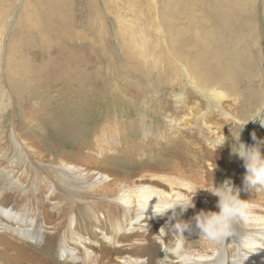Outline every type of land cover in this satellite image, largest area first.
I'll return each mask as SVG.
<instances>
[{
    "label": "bare ground",
    "instance_id": "bare-ground-1",
    "mask_svg": "<svg viewBox=\"0 0 264 264\" xmlns=\"http://www.w3.org/2000/svg\"><path fill=\"white\" fill-rule=\"evenodd\" d=\"M33 1L34 9H37V6H55L56 9H52V12H55V16L59 20L65 15V7L70 9L72 6L71 0ZM168 1L171 2V0ZM192 1L178 0L176 5L181 6H178L177 13L174 12L177 18L173 20L166 15L168 11H172V7L166 8L160 21L165 27H163L164 39L161 40V44L157 41L155 47L157 50L159 48L160 53L163 50V59L166 56L169 58V62H171L170 59L176 60L178 65L173 67L180 84H187V80L196 81L197 91L209 93L222 82L228 83L232 81V78H235L237 82L241 80L238 69L245 56L244 53L248 50V41L246 40L248 36L245 33L243 35L241 29L244 26L247 27L249 33L253 32L251 24L253 22H244L245 18H236L237 20L228 18L224 10L226 11L227 8L232 11L236 8L220 3L215 6L213 18L211 16L209 20L205 15L206 20H201L195 16L196 8ZM84 3L90 4L92 16L96 13L94 18L97 21L98 37H100L104 33L102 11H111L109 2L108 0H85ZM208 4V2L203 4L206 11ZM52 12L48 10L47 14ZM1 16L0 10V22ZM182 18L186 19L184 27L179 25ZM64 19L66 18L64 17ZM64 25H55L54 31L61 37L68 31V29L64 30ZM250 34V37H253V33ZM12 37H15L13 42L17 44V39L20 37ZM21 39L27 43L28 35L19 40ZM256 43L258 44L257 41ZM251 49L254 50L255 46L252 45ZM124 56L130 62L137 60L135 53L125 52ZM47 67L42 66L41 71L37 70L35 76L42 78L43 75L45 77ZM152 68L155 69V65H149L148 72L145 73L146 80L150 84L161 85L170 81L169 78L166 77L167 80L164 78L166 69H156V74L153 75L154 69L152 70ZM44 82L46 84L39 83L40 88L47 85L48 81L44 80ZM33 83L34 81L29 80H21L18 84L14 83L16 88L12 92L15 97L11 103L14 105L13 108L18 109L19 107L20 111H18V115L7 113V116L2 117L0 142L3 136L6 140L8 139L4 128L9 127L6 125L13 120V116L17 119L24 117L23 120L27 123L31 120L34 121V118L35 120L42 119L44 114L46 116L44 112L36 113L33 110H30L31 114H27L26 109L20 108V105L22 107L30 105V101H33L34 108H43L41 100L34 96L37 95L38 88L33 89ZM252 95H256L254 98L257 99V96H262V93L253 92L251 94L249 92L245 95L246 102ZM16 108L14 111L17 114ZM28 109L32 108L28 106ZM63 114L66 120L64 123L71 124L74 116L71 114L72 116L67 118L66 111ZM175 116L176 114L166 116L167 123L170 124L168 131L160 133L158 138L166 146H170L174 139L181 137L189 139L190 142H186L185 158L182 162L179 161L180 163L176 162V164L171 161L164 164L166 173L162 170L163 167L159 165L160 163L158 164L156 161L157 159L155 160L159 151L153 148V141L150 140L152 133L150 129L147 130L148 128L142 130L144 135L141 143L135 146L131 144L133 146L131 151L134 150L132 153L134 156H138L143 164L141 167L145 166L150 169L141 176L121 174L108 167L121 162L120 154L116 150L112 153L109 151L107 157L100 156V160H87L85 163L56 158L54 153L61 145L66 144L63 138H66L67 141L79 140L76 134L77 130L83 132L80 129L81 126L73 128L68 125L65 128L51 120L53 129H50L48 125V129L45 128L43 131L46 138L43 137L45 147L34 153L26 154L21 147L13 143L14 146L10 154L14 153L12 156L15 158L10 156L13 161L7 163V168L0 167V183L8 186V190L17 194L16 197L12 196L13 198L9 199L6 197L8 192L6 194L0 192V264H264V186L259 188L256 193H251V191L248 193L246 190L247 193H245L244 183L242 184L244 171L239 175L237 185L234 187L241 188L240 198L248 202V220L235 221L232 235L219 245H211L208 241L201 239L193 218L201 211H219L218 197L210 195L208 190L209 188L214 189L221 183L215 177V171H210L212 170L209 168L210 162L201 158L207 154L205 147L193 143L195 141L193 135L182 134L180 131L181 121ZM49 119L45 120L49 121ZM108 131L102 129L97 134V138H104L102 141L100 140L103 145L99 146L103 150L108 146V142L105 141ZM48 132H52L51 134L57 138L48 137ZM113 135L115 136L110 137L109 150H112L113 147H120V142H122V133L115 131ZM13 136H15L14 133L11 137ZM78 146L81 148V142ZM158 148L165 150L163 153L168 154L169 152L165 146ZM0 151H3L1 144ZM100 152L103 153L102 150ZM129 153L132 155L131 152ZM5 155L3 156L1 153L0 157L3 158V161H8V155L6 157ZM139 165L136 164L134 167H139ZM23 166L27 168L30 166L32 170L37 169L39 172L40 169H44L46 173L50 171L47 166H51V174L59 179V188L62 189L56 190L52 186L40 189L38 186L40 190L36 194L35 189L30 188L31 180L23 176L24 173L21 170ZM194 188L199 190L194 192L192 191ZM26 194H31L34 197L33 204L29 203V197L25 196ZM189 196H194V207L184 210L182 205ZM197 203L200 207L196 206ZM168 204L174 206L166 212L158 213L156 211L157 207L163 209ZM184 222H189L187 230L177 231L175 225ZM74 225L77 227L76 229H73ZM63 229H66L67 232ZM4 251L10 253V256L2 259ZM245 257H247L246 260Z\"/></svg>",
    "mask_w": 264,
    "mask_h": 264
},
{
    "label": "rangeland",
    "instance_id": "rangeland-1",
    "mask_svg": "<svg viewBox=\"0 0 264 264\" xmlns=\"http://www.w3.org/2000/svg\"><path fill=\"white\" fill-rule=\"evenodd\" d=\"M175 1L108 0L111 11L106 12L102 9L104 33L98 37L97 21L94 18L96 13L92 12L94 14L91 15L92 8H90V4L84 3L85 0H71V8L65 7V15L60 20L55 16V12H52V9H56L55 6V8L53 6H37V9H34L33 0H0L2 13L0 22V121L4 115L7 116V113L18 115L20 109L19 107L18 109L13 108L14 105L11 101L15 97L12 90L14 91L15 84L21 80L34 81L33 89L38 88L37 95L34 96L41 100L43 108H34L33 101H30V105H23V107L20 105V108L26 109L27 114H31L29 112L33 110L36 113L44 112L47 116L44 114L42 119L35 120L34 118V121L31 120V122L25 117L29 123L23 120L24 117L17 119L13 116L14 121L10 120L11 122L6 125L9 127L4 128V133L9 140L3 136L0 142L3 150L0 152L3 153V156L4 154L8 155V161H3V158L0 157V167L7 168V163L13 161L12 157L15 158L12 156L14 153L10 154L14 146L13 143L21 147L26 154L34 153L45 147L43 137L46 138L43 131L48 127L53 129L52 122L55 121L57 125L65 128L68 125L73 128L81 126L80 129L83 131L77 130L76 135L79 140L67 141L66 138H63L66 144L61 145L54 153L60 160L69 159L71 162L85 163L87 160H100V156L107 157L109 151L112 153L116 150L120 154L121 162L108 167L121 174L141 176L150 169L145 166L141 167L143 164H141L140 158L132 153L134 150L131 151V147H133L131 144L135 146L141 143L144 135L142 130L148 128L147 130L150 129L152 133L150 140L153 141V148L159 151L155 160L157 159L156 161L158 164L160 163L159 165L163 167L164 171V164L171 161L180 163L184 160V148L187 145L186 142H190L189 139L181 137L174 139L170 146H166L158 138L160 133L168 131L170 124L167 123L166 116L176 114L175 118H179L181 121L180 131L182 134L193 135L195 140L193 143H198L199 146L205 147L207 150L206 157L203 155L201 158L210 162L209 168L212 169L210 171H215V177L219 182L223 184L226 180H230L235 186L239 175L244 171L243 184L246 168L243 159L234 153L239 150L236 145L237 140L247 147L256 146L257 141H260V151L264 155V125L260 123V120L264 119V0L192 1L196 8L195 16L201 20H206L205 15L209 20L211 16L213 18L215 6L220 3L236 8L232 11L227 8L226 11L224 10L228 18H245L244 22H253L251 24L254 31L250 32L253 33V37H250L251 34L247 31V27L242 25L244 29H241L243 35L245 33L248 36L246 38L248 50L244 53L245 56L238 69L241 80L237 82L235 78H232V81L228 83L222 82L223 85L221 83L209 93L197 91L196 81L187 80V84H180L174 69L177 64L176 60L170 59L171 62H169V58L166 56L163 59V50L160 53L159 48L157 50L155 47L158 42L161 44V40L164 39L165 27L160 21L166 8L172 7V11L166 13L168 17L172 20L177 18L174 12L177 13L178 6L181 5H176L178 0ZM205 2L209 3L208 6L206 5L207 11L203 7ZM210 5L212 6L209 8ZM48 10L52 13L47 14ZM182 19L179 25L184 27L186 19ZM56 24H65L64 30L68 29L63 37L55 33ZM118 27L119 29H117ZM27 35L28 44L24 39L19 40ZM12 36L20 37L17 39V44L13 42L15 37ZM252 45L255 46V51L251 49ZM125 52L135 53L136 63L126 59ZM44 65L48 66L47 75L38 78L35 74L37 70L41 71L40 68ZM149 65H155V69L152 68V70L154 69L153 75L157 70L166 69L168 73L165 71L167 74L165 73L164 78L165 80L169 78L170 81L161 85L150 84L145 77ZM44 80L48 81L47 85L40 88L39 83H45ZM249 92L251 94L261 92L262 96H257L255 99L256 95H252L246 102L245 95ZM28 106L32 109L27 110ZM15 108L17 114L14 111ZM59 110H62L63 113L66 111L67 118L74 116L71 124L64 123L65 116ZM45 119H49V121ZM51 120L53 121L51 122ZM102 129L109 130L105 137L108 146L104 150L99 147L100 144L103 145L101 141L104 138H97V134ZM189 130L190 132H188ZM115 131L122 133V142H120V147H113L112 150H109L110 137L115 136L113 135ZM13 133L15 136L11 137ZM48 133V137L57 138L51 134L52 132ZM253 133L256 135V140H253ZM77 141L81 142V148L77 147L79 144ZM221 144L223 145L220 147ZM162 146L169 149L168 154L163 153L165 150L158 148ZM97 147L103 151L102 154ZM135 160L139 162L137 163ZM136 164H140L139 167L135 168ZM51 168V166H47L50 174L40 168V172L37 169L32 170L30 166L28 168L23 166L21 170L24 173L23 176L31 180L30 188L35 189L38 194V191L46 186H52L56 190L62 189L59 188V179L51 174ZM166 171L164 172L166 173ZM243 185L245 193H250V191L256 193L259 188L263 187L256 185L246 188L245 183ZM0 188L1 193L8 192L7 196H4L9 199L12 196H17L16 193L7 189L8 186L0 183ZM239 189L241 188L239 187ZM210 195L213 194L210 192ZM25 196L29 197V203L33 204L34 197L31 194ZM29 203L26 204L30 205ZM196 206L200 207L198 203ZM76 228L74 225L73 229ZM63 230L67 232L66 229ZM5 252L2 259L10 256V253Z\"/></svg>",
    "mask_w": 264,
    "mask_h": 264
},
{
    "label": "clouds",
    "instance_id": "clouds-1",
    "mask_svg": "<svg viewBox=\"0 0 264 264\" xmlns=\"http://www.w3.org/2000/svg\"><path fill=\"white\" fill-rule=\"evenodd\" d=\"M260 123L264 125V119H261ZM256 139V135L253 133V140ZM260 143V141H257L256 146L247 147L237 140L236 145H238L239 150L234 153L244 161L246 168L244 183L246 188L256 185L264 186V155L261 154ZM223 144H221L220 147ZM197 190L199 189H192L194 192H197ZM208 191L218 197L217 207L219 211H201L193 220L195 221V227L201 239L208 241L211 245H219L232 235V227L235 221L248 220L249 205L247 201L240 198L241 189L234 187L230 180H226L220 186H215L214 189ZM193 197L194 196H189L186 198V202L182 205L184 210H187L189 207H194ZM173 206L174 205L168 204L165 205L163 209L157 207L156 211L158 213L166 212ZM188 226L189 222L177 223L175 225L177 231L180 232L186 231ZM246 259L247 257H245V260Z\"/></svg>",
    "mask_w": 264,
    "mask_h": 264
}]
</instances>
